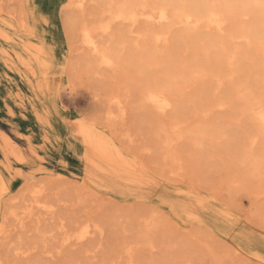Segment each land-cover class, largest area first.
Segmentation results:
<instances>
[{
  "label": "rangeland",
  "instance_id": "374dc122",
  "mask_svg": "<svg viewBox=\"0 0 264 264\" xmlns=\"http://www.w3.org/2000/svg\"><path fill=\"white\" fill-rule=\"evenodd\" d=\"M86 1L0 0V264H264V17L213 0L240 17L225 33L114 22L98 36L109 68L81 27L125 0ZM157 32L167 40L155 44ZM148 87L167 90L166 117L144 101ZM85 134L137 171L116 172Z\"/></svg>",
  "mask_w": 264,
  "mask_h": 264
},
{
  "label": "bare ground",
  "instance_id": "6f19581e",
  "mask_svg": "<svg viewBox=\"0 0 264 264\" xmlns=\"http://www.w3.org/2000/svg\"><path fill=\"white\" fill-rule=\"evenodd\" d=\"M69 1L72 3V7H75L76 9H81V10H83L85 3H87L86 0H69ZM111 1H114V0H111ZM163 1L164 2L159 3L160 4L159 6L148 8L147 5L145 4V3H147V1L144 2L143 0H128V1L125 0V2H123V3L121 2L119 5L117 4V6L115 8L114 7L111 9L109 8L107 11L103 12L102 15L99 16L100 21L95 27L90 28L89 26H86V25L81 27L82 41L86 44V46L89 48V50H91L92 54H94L95 57H97L96 59L99 60V65L111 68L114 66V64H116L115 63L116 60L114 61L115 58H113L112 55L110 53H108L103 48L102 44H100V42L98 40V36H99L100 32H101V34L108 33L113 28L114 22L129 23V25L131 27V29H130L131 33L134 32V27L137 25L139 20L145 19L146 21L153 23V24H157V25H161V24L167 23L169 21H171L173 24H178V25L179 24L191 25L188 29H192V30H196L198 27L201 26V24H205V26H206L205 28H207L209 30H215L219 34V33H225L226 32V30L228 28L229 21H230V16H234V13H233L234 11L231 9V7H229V5L225 4V2H224V4H221L220 2H216L213 0H212V2H206V1H202V0H190V1L189 0L188 1L187 0H163ZM117 3H118V1H117ZM109 4H110V2H109ZM238 7L240 8V9L238 8L240 10V14L238 12V16H245V15H248L249 13H253V14H257V15L259 14V15L264 17V0H243V2L241 1L240 6H238ZM233 9H235V8H233ZM238 16H236V17H238ZM236 17L234 16V18H236ZM238 18H240V17H238ZM259 24H261V23H259ZM241 26H243V25H241ZM263 29H264V27H263ZM263 29H262V31H263ZM190 32H192V31H190ZM262 33L264 35V32H262ZM239 34L240 35H238V37H235L236 35L234 34L235 35L234 36L233 31H232L228 35L229 41L231 42L235 38H242V37H245V39L247 38V36L244 34L243 30ZM208 35L209 34H206V37H208ZM250 36H251V34H250ZM255 36H256V34H255ZM202 37H204V36L202 35ZM152 40L155 44H158L162 40L166 41L167 39H166V37H163V35L161 36V33L157 32L153 35ZM208 40L213 44L212 41L217 40V39L215 37L209 35ZM262 40H263V37H262ZM219 41H216V42H219ZM215 43L213 45H215ZM219 45L224 47V42L219 43ZM233 59H234L233 53H230L227 55V60L229 61V64L233 63ZM153 61L154 60L152 57V59L148 60V64L150 66L154 65ZM160 88L161 87H155V88L148 87V88H146V90L144 92L143 99L146 103L151 105L158 114L165 116L168 113L170 107L172 106L173 101L170 98V95L166 92L167 90L165 91V90H162ZM116 102H119V104L121 103L120 100H116ZM254 118L256 119L260 128H262L264 130V107L262 109H259V110H254ZM165 119H167V118H165ZM171 126H173V128H174V125H171ZM175 127H177V126L175 125ZM174 132H177L175 130V128H174ZM84 138H85L84 141L89 145V148L93 151L94 156L99 158L101 161L107 163L108 165L113 166L114 169L116 170V172H120L122 169H127L128 172H131L134 174L137 171V169H138L137 162L126 158L121 152L113 150L102 137L93 136L90 134L89 135L85 134ZM173 140L174 139H170L167 141V143L170 144L173 142ZM2 184H3V180H2V175L0 172V189L2 187ZM39 188H41V187L39 186ZM39 188L37 190L34 189V191H33V194H35L36 198H38L36 201V203H38V204L40 203L39 198L41 197V192H42V190ZM6 190H7V188H6ZM2 194L3 193H0V198H1ZM43 204H41L42 208H44V210L46 209L47 210L46 212L52 213L53 210L51 209V207L50 206L47 207L46 205L44 207ZM32 206H34V204ZM37 207H39V206H37ZM31 211L32 210H30V209L28 211H25L24 212L25 214L22 217H20L18 214V219L23 220L26 217L31 216L32 215ZM189 211H191V210H189ZM14 219H16V217ZM84 227L85 228H83V230L80 233H78V235L76 237L77 242L83 241L84 239H86L88 237V235L91 234V230L89 229L90 226H84ZM0 230L2 231V229H0ZM62 230H64V229H62ZM72 236H74V235H72ZM65 238H67V237H65ZM68 239H70V237H68L67 241L66 240L65 241L68 242Z\"/></svg>",
  "mask_w": 264,
  "mask_h": 264
}]
</instances>
